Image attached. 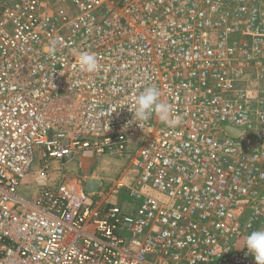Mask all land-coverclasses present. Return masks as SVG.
<instances>
[{"label":"built area","instance_id":"2783aa9c","mask_svg":"<svg viewBox=\"0 0 264 264\" xmlns=\"http://www.w3.org/2000/svg\"><path fill=\"white\" fill-rule=\"evenodd\" d=\"M150 86L178 123L132 121ZM133 142L132 214L75 169ZM257 229L264 0H0V264H256Z\"/></svg>","mask_w":264,"mask_h":264},{"label":"rangeland","instance_id":"374dc122","mask_svg":"<svg viewBox=\"0 0 264 264\" xmlns=\"http://www.w3.org/2000/svg\"><path fill=\"white\" fill-rule=\"evenodd\" d=\"M140 140V137H137L134 142ZM134 142L129 145V149L127 152H123L121 156L119 155H110L106 152L103 155L96 156L93 158L84 159L81 165L75 169L77 173L82 176H88V178H96L101 180L102 186L98 189L95 197L100 195L104 196L106 201L111 202V204H117L120 207L126 208V213L134 212L135 207L138 205L139 200L131 199L126 194L125 188H117L116 185L118 181L122 177H126L123 179V182L129 181V173H130V164L129 159L133 155L135 150ZM39 154L38 151H35L34 154V162L32 164V170H34L38 166ZM57 163V162H56ZM77 164V162L75 163ZM55 163H52L51 167L55 168ZM32 171L28 174V179L20 187V192L26 196V186L31 185L32 190L35 189V185L33 183H28L30 180ZM150 195H157V192L153 190H149ZM128 208H130L128 210Z\"/></svg>","mask_w":264,"mask_h":264},{"label":"clouds","instance_id":"9594fccd","mask_svg":"<svg viewBox=\"0 0 264 264\" xmlns=\"http://www.w3.org/2000/svg\"><path fill=\"white\" fill-rule=\"evenodd\" d=\"M79 68L85 72H93L97 69V58L89 52L75 53ZM132 113V121L138 122L143 128L144 122L155 114L161 122L168 124L178 123V119H170L171 106L160 99L159 90L150 86L144 89L138 96L134 97L133 103L127 105ZM244 247L252 255L256 264H264V229L251 231L244 240Z\"/></svg>","mask_w":264,"mask_h":264},{"label":"water","instance_id":"95a60500","mask_svg":"<svg viewBox=\"0 0 264 264\" xmlns=\"http://www.w3.org/2000/svg\"><path fill=\"white\" fill-rule=\"evenodd\" d=\"M99 183H100V182H99L98 180H95V179H88V180H86V182H85V184H86L85 189H86L87 191H89V192H93V191H95L96 186H98Z\"/></svg>","mask_w":264,"mask_h":264},{"label":"crops","instance_id":"0c3cea01","mask_svg":"<svg viewBox=\"0 0 264 264\" xmlns=\"http://www.w3.org/2000/svg\"><path fill=\"white\" fill-rule=\"evenodd\" d=\"M87 177H88V176H87ZM88 179H95V180H98V181L100 182L99 185L96 186V189H95V192H98V189L102 186V182H101V180L96 179V178H86V180H88ZM86 180L84 181V187L86 186V184H85ZM125 196H127V192H126ZM102 197L104 198V196H102ZM104 199H105V198H104ZM105 200H106V199H105ZM107 202H108V201H107ZM109 203H111V202H109Z\"/></svg>","mask_w":264,"mask_h":264}]
</instances>
